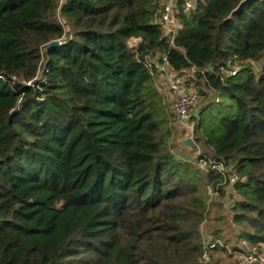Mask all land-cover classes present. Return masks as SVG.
Masks as SVG:
<instances>
[{"label": "trees", "instance_id": "obj_1", "mask_svg": "<svg viewBox=\"0 0 264 264\" xmlns=\"http://www.w3.org/2000/svg\"><path fill=\"white\" fill-rule=\"evenodd\" d=\"M242 1L186 14L177 0L170 46L156 0H0V264H198L205 214L226 204L218 225H244L237 245L259 249L264 0L232 14ZM157 53L180 77L194 70V142L238 175L230 195L170 152L145 62ZM217 231L206 264L237 246Z\"/></svg>", "mask_w": 264, "mask_h": 264}, {"label": "built area", "instance_id": "obj_2", "mask_svg": "<svg viewBox=\"0 0 264 264\" xmlns=\"http://www.w3.org/2000/svg\"><path fill=\"white\" fill-rule=\"evenodd\" d=\"M176 2L177 0H158L156 13L153 22L158 25L167 39L168 44H173L174 36L180 28L176 19ZM195 6V0H183V12L189 13ZM150 75L153 79L156 91L166 96L171 105L175 127L189 136L186 142L190 144L191 136H194V124L191 120L195 105L198 101V95L195 90L188 87L184 77L175 74L168 65L167 56L163 54L147 55L145 57ZM194 73V70H191ZM239 71V65L235 63L230 73L234 75ZM194 142V140H193ZM195 145V142H194ZM199 163L206 172H216L223 178L224 186L231 190L232 186L238 180V175L226 167L222 162L212 160L200 154ZM227 189V188H226ZM216 195V193L214 194ZM222 245L219 240L210 241L207 246L204 245L198 264H206L210 260V250L216 245ZM247 241L241 240L240 245L236 248L228 249L230 256L236 255L240 264H264L262 254L249 249Z\"/></svg>", "mask_w": 264, "mask_h": 264}, {"label": "rangeland", "instance_id": "obj_3", "mask_svg": "<svg viewBox=\"0 0 264 264\" xmlns=\"http://www.w3.org/2000/svg\"><path fill=\"white\" fill-rule=\"evenodd\" d=\"M158 0H156L157 2ZM66 31L68 32V27L65 26ZM68 35V34H67ZM66 35V37H67ZM65 39V37L63 38ZM63 41V40H62ZM137 41L135 40H131L130 41V45H136ZM253 65V64H252ZM254 67L255 64H254ZM193 78V72L192 71H188L185 75H184V79L189 83V79L191 80ZM187 84V83H186ZM190 88H192L193 90H195V86L194 85H190ZM161 96V106L163 108V111L166 115V117H169V126L168 128L171 131V137L169 138V149L170 152L173 154V156L175 157V159L181 161V162H189V163H193L195 164L198 168H200L202 171L206 172L205 169H203V167L200 165L199 163V159L198 156L202 153L201 149H200V145L196 142L194 145L193 140H195L194 136H191V141L190 144H188L186 141L189 140V136H187L185 133L181 132L180 130H178L175 125H174V119H173V114H172V110H171V105H170V101L166 96ZM227 188V189H226ZM225 192L226 194H231V190L228 189L227 186H225ZM214 194H210V197L208 199L207 204H210L212 201H214L215 199ZM227 206V204L223 207V210L225 212H218L216 210L215 207L211 208L212 211L208 214H205L204 217V221L201 223L200 225V233L203 236V242L204 245L207 246L209 244V242L211 241V239L213 237H216V233L218 232L217 230L221 231L222 229H227L229 230V228L231 229L230 234H226L223 232L222 235H226L225 237H227V239L229 240V243H231V245H237L238 242V237L240 236V233H245V231H247V228L243 225V226H237V225H233L229 226L231 223L230 220H228L229 225H225V224H220L218 225V222L215 220L216 217L219 216H226L227 214V210L225 209V207ZM230 215V214H229ZM228 215V217H229ZM230 218V217H229ZM226 222V221H225ZM244 240V238H243ZM230 246V245H229ZM250 250H254L260 254H262V256L264 257V243L261 244L259 246V249L257 250L255 247H249ZM227 264H240L239 259L236 255H233L231 257H229L226 261Z\"/></svg>", "mask_w": 264, "mask_h": 264}, {"label": "water", "instance_id": "obj_4", "mask_svg": "<svg viewBox=\"0 0 264 264\" xmlns=\"http://www.w3.org/2000/svg\"><path fill=\"white\" fill-rule=\"evenodd\" d=\"M253 1H257V0H243L242 2L239 3V5L236 7V9L232 12V14L238 13L239 11H241L242 9H244L245 7H247L248 5H250ZM59 45V42H52L50 44V47H56ZM190 142V141H189Z\"/></svg>", "mask_w": 264, "mask_h": 264}]
</instances>
